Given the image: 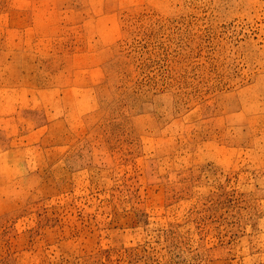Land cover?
Instances as JSON below:
<instances>
[{
    "label": "rangeland",
    "instance_id": "rangeland-1",
    "mask_svg": "<svg viewBox=\"0 0 264 264\" xmlns=\"http://www.w3.org/2000/svg\"><path fill=\"white\" fill-rule=\"evenodd\" d=\"M0 264H264V0H0Z\"/></svg>",
    "mask_w": 264,
    "mask_h": 264
}]
</instances>
